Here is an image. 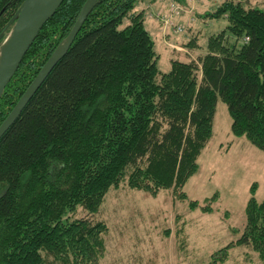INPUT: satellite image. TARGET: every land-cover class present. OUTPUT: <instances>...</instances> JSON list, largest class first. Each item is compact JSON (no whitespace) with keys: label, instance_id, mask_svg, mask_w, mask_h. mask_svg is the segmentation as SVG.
Wrapping results in <instances>:
<instances>
[{"label":"trees","instance_id":"16d2710c","mask_svg":"<svg viewBox=\"0 0 264 264\" xmlns=\"http://www.w3.org/2000/svg\"><path fill=\"white\" fill-rule=\"evenodd\" d=\"M23 1H0V46ZM86 1L65 0L44 26L0 99V126ZM142 1L99 0L1 138L0 264H96L108 227L94 216L124 180L153 196L173 190L186 198L181 190L213 137L219 101L233 135L264 152V10L242 1L219 5L207 17L228 25L205 54L162 72L146 14L135 13ZM78 207L87 215L71 220ZM235 246L250 247L264 264V201L250 200L239 239L209 264L225 262Z\"/></svg>","mask_w":264,"mask_h":264},{"label":"rangeland","instance_id":"374dc122","mask_svg":"<svg viewBox=\"0 0 264 264\" xmlns=\"http://www.w3.org/2000/svg\"><path fill=\"white\" fill-rule=\"evenodd\" d=\"M226 1H242L264 10V0H185L184 4L175 0L161 14V9L151 13L161 27L160 36L153 34L155 28L151 34L160 55V71L167 72L174 60L197 61L205 54L209 39L228 25L226 19L213 20L207 15ZM142 9L139 3L135 13ZM144 17L151 30L153 21L148 13ZM12 19L6 25L7 34L13 28L9 25ZM175 26L182 33L175 32ZM162 32H166L164 43ZM231 128L228 107L219 101L213 137L198 159V172L181 190L184 199L173 190L153 196L131 189L127 180L110 188L94 216L108 227L104 252L96 264H209L214 253L239 239L250 200L264 201V152L245 136H234ZM206 207L212 210L207 213ZM86 215L81 207L68 214L71 220ZM218 264L263 263L250 247L235 246L229 258Z\"/></svg>","mask_w":264,"mask_h":264},{"label":"water","instance_id":"95a60500","mask_svg":"<svg viewBox=\"0 0 264 264\" xmlns=\"http://www.w3.org/2000/svg\"><path fill=\"white\" fill-rule=\"evenodd\" d=\"M64 1L65 0H24L19 7L9 24L13 25V28L0 46V50H2L0 60V99L19 70L24 58L38 38L40 32L48 21L54 17ZM98 1L99 0L86 1L68 38L57 47L20 101L0 126V140L20 117L55 66L66 56L85 24L90 12L97 5Z\"/></svg>","mask_w":264,"mask_h":264},{"label":"crops","instance_id":"0c3cea01","mask_svg":"<svg viewBox=\"0 0 264 264\" xmlns=\"http://www.w3.org/2000/svg\"><path fill=\"white\" fill-rule=\"evenodd\" d=\"M171 1L175 2V0H143L142 2H140L143 5V9L140 12H144L145 14L148 13L149 14V18L153 21L152 22L153 24L149 23L150 26H151V30L147 29L148 31L151 32V34L153 33L152 32V28H153V31H154V28L156 29L153 34H157V35L159 34V36H160L159 30L161 32L160 24H158V22L156 20H154V18L151 17V13L155 14V13H157V12H155V11H157V9L158 10L161 9V12H160V14H161L162 12H164L167 9V7L169 5H171ZM176 2L184 4L185 0H176ZM146 5L149 6L148 12H145V8L147 7ZM161 34L163 36L160 37V40L164 43V41H165L164 36L166 35V32H164V34L162 32Z\"/></svg>","mask_w":264,"mask_h":264},{"label":"built area","instance_id":"2783aa9c","mask_svg":"<svg viewBox=\"0 0 264 264\" xmlns=\"http://www.w3.org/2000/svg\"><path fill=\"white\" fill-rule=\"evenodd\" d=\"M174 6V4H172V7ZM179 26H175V32H177V33H182V28L180 27V28H178ZM248 40V39H247Z\"/></svg>","mask_w":264,"mask_h":264},{"label":"bare ground","instance_id":"6f19581e","mask_svg":"<svg viewBox=\"0 0 264 264\" xmlns=\"http://www.w3.org/2000/svg\"><path fill=\"white\" fill-rule=\"evenodd\" d=\"M1 56H2V50H0V60H1Z\"/></svg>","mask_w":264,"mask_h":264}]
</instances>
